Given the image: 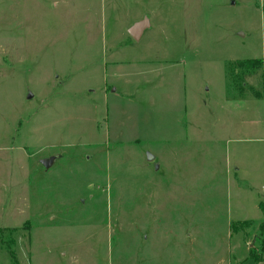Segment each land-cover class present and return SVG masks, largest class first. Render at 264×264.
<instances>
[{"label": "rangeland", "instance_id": "374dc122", "mask_svg": "<svg viewBox=\"0 0 264 264\" xmlns=\"http://www.w3.org/2000/svg\"><path fill=\"white\" fill-rule=\"evenodd\" d=\"M263 219L264 0H0V264H264Z\"/></svg>", "mask_w": 264, "mask_h": 264}, {"label": "trees", "instance_id": "16d2710c", "mask_svg": "<svg viewBox=\"0 0 264 264\" xmlns=\"http://www.w3.org/2000/svg\"><path fill=\"white\" fill-rule=\"evenodd\" d=\"M262 67L263 60L259 58L235 60L227 65V81L229 85L238 92V94L242 95L246 90H249L254 96L260 97V93L255 91V89L246 82V79L249 76H254L258 72H261ZM260 77H262V73H260ZM259 206L262 207V205ZM253 224L252 220L237 221L231 224V231L232 233L244 231L246 228H252ZM254 236L260 238L259 251L257 253H252L256 257L255 261L258 262L261 259V252L264 248V219L261 223L255 226Z\"/></svg>", "mask_w": 264, "mask_h": 264}, {"label": "water", "instance_id": "95a60500", "mask_svg": "<svg viewBox=\"0 0 264 264\" xmlns=\"http://www.w3.org/2000/svg\"><path fill=\"white\" fill-rule=\"evenodd\" d=\"M147 25H148V19H147V17H144L140 21L134 23L130 27L128 32L134 39H137L141 35L143 29L146 28ZM152 159H153V156L148 154V160H152ZM53 160H54V158L50 157L48 159H42L40 162L45 168H48L52 164ZM156 167H157V165H156Z\"/></svg>", "mask_w": 264, "mask_h": 264}, {"label": "crops", "instance_id": "0c3cea01", "mask_svg": "<svg viewBox=\"0 0 264 264\" xmlns=\"http://www.w3.org/2000/svg\"><path fill=\"white\" fill-rule=\"evenodd\" d=\"M140 20H141V19H140ZM140 20H134V21H133V22L127 27V29H126V34H127L128 38H129L130 40H132V41H138V40H140L141 37L144 35L145 30L151 26L150 21L148 20V25L146 26V28L143 29L141 35H140L137 39H134V38L129 34L128 30L130 29V27H131L134 23H136V22H138V21H140ZM120 49H121V48H120ZM122 49H124V48H122ZM116 52L118 53L119 50H115L114 48H113V49H109V51H107V53L109 54L108 57L112 59V60H111V62H112L111 65H113L114 68H116L115 70H119V69H122V68L124 67L125 63H124V62H121V61H118V59H116V54H115ZM139 62H140V61H139Z\"/></svg>", "mask_w": 264, "mask_h": 264}]
</instances>
